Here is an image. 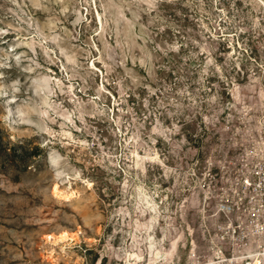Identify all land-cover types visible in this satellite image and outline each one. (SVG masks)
I'll return each instance as SVG.
<instances>
[{
  "label": "rangeland",
  "instance_id": "rangeland-1",
  "mask_svg": "<svg viewBox=\"0 0 264 264\" xmlns=\"http://www.w3.org/2000/svg\"><path fill=\"white\" fill-rule=\"evenodd\" d=\"M262 131L264 0H0V264H204Z\"/></svg>",
  "mask_w": 264,
  "mask_h": 264
},
{
  "label": "built area",
  "instance_id": "built-area-1",
  "mask_svg": "<svg viewBox=\"0 0 264 264\" xmlns=\"http://www.w3.org/2000/svg\"><path fill=\"white\" fill-rule=\"evenodd\" d=\"M204 264H264V131L241 172L221 186Z\"/></svg>",
  "mask_w": 264,
  "mask_h": 264
},
{
  "label": "bare ground",
  "instance_id": "bare-ground-1",
  "mask_svg": "<svg viewBox=\"0 0 264 264\" xmlns=\"http://www.w3.org/2000/svg\"><path fill=\"white\" fill-rule=\"evenodd\" d=\"M54 189L56 192L61 191L58 185H55ZM48 237L52 238L56 242H65L69 239H73V235H71L68 231H65V230L59 233L49 234Z\"/></svg>",
  "mask_w": 264,
  "mask_h": 264
}]
</instances>
